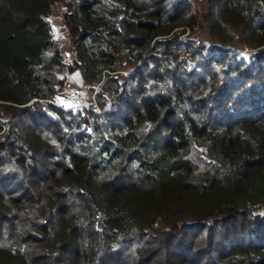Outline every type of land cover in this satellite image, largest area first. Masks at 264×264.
I'll return each mask as SVG.
<instances>
[{
    "label": "trees",
    "instance_id": "obj_1",
    "mask_svg": "<svg viewBox=\"0 0 264 264\" xmlns=\"http://www.w3.org/2000/svg\"><path fill=\"white\" fill-rule=\"evenodd\" d=\"M57 1L101 114L52 100ZM207 4L198 49L189 0H0V264H264V0Z\"/></svg>",
    "mask_w": 264,
    "mask_h": 264
},
{
    "label": "rangeland",
    "instance_id": "obj_2",
    "mask_svg": "<svg viewBox=\"0 0 264 264\" xmlns=\"http://www.w3.org/2000/svg\"><path fill=\"white\" fill-rule=\"evenodd\" d=\"M193 4L194 12L199 13L195 17V20L193 18V21H191V24L189 27L186 28L185 32L180 35V41L186 42L191 44L193 47H201V44H206L208 47L213 45V38L210 33V24L214 23V21H210L209 18H206L207 10L209 9V6L207 4V0H189ZM67 7L62 4L61 2L57 1L55 4V10L53 14V18L51 20L52 29L54 33V37L57 40L58 45L60 46L64 56L65 61L69 64L70 68L69 70H65L62 72H57L56 76L58 79V88L57 93L55 97L52 99L54 101H62L61 104L62 107L66 109H71L74 107L80 108V109H88L93 111L92 109L95 108L97 105L102 110L101 104L98 102L96 98V94L100 87L102 86L104 80H102L95 88L93 87L95 84H91L85 81L84 75L81 72V70L75 68V62L76 56L74 52V44H73V38L75 37V32H77L75 29L71 28L66 15ZM200 13L202 15H200ZM183 28V27H182ZM189 32V33H188ZM238 37L236 38L235 42L233 41L230 45L231 48H233V54L237 55H245L249 56L252 52L251 48H247L245 45L246 42L243 40V36H246V39L249 40L251 35L250 32L244 33L242 31H238ZM257 35V34H256ZM252 45V42L250 43ZM253 46V45H252ZM262 48V47H260ZM200 49V48H199ZM258 49L253 50L257 51ZM222 52V51H220ZM75 58V59H74ZM124 67L122 66V71H120V74L126 75V73L134 72L133 71V64L128 63V60L123 62ZM138 67V65H137ZM121 80H123V77H120ZM109 89L106 88V94L108 95ZM78 99H77V98ZM61 107V108H62ZM63 109V108H62ZM94 112V111H93ZM95 114H101L96 113ZM2 117H8L7 114H3ZM25 123V122H24ZM195 159V158H194ZM195 164L198 168V170H202L205 165V161L198 162L195 160ZM170 205H161L156 206V211H163L167 209ZM171 209H174L172 207H169ZM160 209V210H158ZM148 211L143 212V215L146 216V213ZM179 213H185L189 214L188 211L184 210L183 208H180ZM200 214L196 213L193 214L194 217H198ZM227 227H225L226 229ZM229 228L232 229L231 223L229 224ZM221 229V228H219ZM217 231V230H216ZM218 232V231H217ZM222 234V233H221ZM220 234V235H221ZM231 235H234V233L230 232ZM219 235V232H218ZM219 237V236H218ZM199 242L206 243L205 239H201ZM198 242V243H199ZM194 244L190 247H188V251H195V248L197 250L205 248L204 246L198 247L197 244ZM197 246V247H196ZM176 247V246H175ZM224 244L220 246L217 250V253H220L223 251ZM174 248V247H173ZM178 249V248H177ZM167 250V245L163 246L156 254L155 260H157L162 253H164ZM196 250V251H197ZM172 252L175 253H182L172 250ZM110 251L107 252L106 258L109 256H112ZM200 255V254H198ZM208 257V256H207ZM181 260V259H180ZM174 261V260H173Z\"/></svg>",
    "mask_w": 264,
    "mask_h": 264
},
{
    "label": "built area",
    "instance_id": "obj_3",
    "mask_svg": "<svg viewBox=\"0 0 264 264\" xmlns=\"http://www.w3.org/2000/svg\"><path fill=\"white\" fill-rule=\"evenodd\" d=\"M183 28H187V27H183ZM189 33V32H188ZM196 47V46H195ZM197 48V47H196ZM199 49V48H198ZM204 52V54L206 55V52L205 51H203ZM77 98V97H76ZM78 99V98H77ZM55 103V102H54ZM55 104H57L58 106H60V107H62V105L61 104H58V103H55ZM64 110H72V109H77V107H74V108H71V109H66V108H64V107H62ZM94 112H96V113H101L102 112V110L100 109V107L97 105L95 108H93L92 109Z\"/></svg>",
    "mask_w": 264,
    "mask_h": 264
}]
</instances>
